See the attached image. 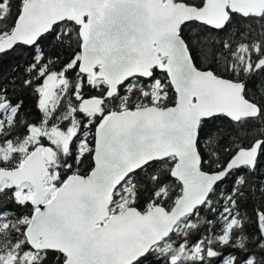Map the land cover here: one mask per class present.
Here are the masks:
<instances>
[{
    "label": "snow or ice",
    "instance_id": "snow-or-ice-1",
    "mask_svg": "<svg viewBox=\"0 0 264 264\" xmlns=\"http://www.w3.org/2000/svg\"><path fill=\"white\" fill-rule=\"evenodd\" d=\"M0 264H264V0H0Z\"/></svg>",
    "mask_w": 264,
    "mask_h": 264
},
{
    "label": "water",
    "instance_id": "water-1",
    "mask_svg": "<svg viewBox=\"0 0 264 264\" xmlns=\"http://www.w3.org/2000/svg\"><path fill=\"white\" fill-rule=\"evenodd\" d=\"M58 136V139H63L62 137H59V135L57 134ZM40 157L37 156L33 161L32 163L29 165V170H30V173L31 175L34 177V178H39V167H38V161H39Z\"/></svg>",
    "mask_w": 264,
    "mask_h": 264
},
{
    "label": "trees",
    "instance_id": "trees-1",
    "mask_svg": "<svg viewBox=\"0 0 264 264\" xmlns=\"http://www.w3.org/2000/svg\"><path fill=\"white\" fill-rule=\"evenodd\" d=\"M192 55H193V57H194V60H195L196 64H197L198 66H200L201 63H202V59H201V57L198 55L197 50H196L195 47H194L193 50H192Z\"/></svg>",
    "mask_w": 264,
    "mask_h": 264
},
{
    "label": "rangeland",
    "instance_id": "rangeland-1",
    "mask_svg": "<svg viewBox=\"0 0 264 264\" xmlns=\"http://www.w3.org/2000/svg\"><path fill=\"white\" fill-rule=\"evenodd\" d=\"M65 146H66V142H65Z\"/></svg>",
    "mask_w": 264,
    "mask_h": 264
}]
</instances>
